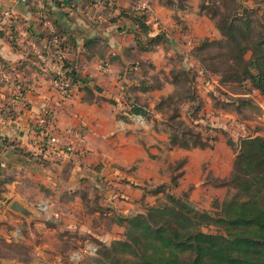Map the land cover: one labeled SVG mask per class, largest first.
Here are the masks:
<instances>
[{"label":"crops","instance_id":"1","mask_svg":"<svg viewBox=\"0 0 264 264\" xmlns=\"http://www.w3.org/2000/svg\"><path fill=\"white\" fill-rule=\"evenodd\" d=\"M145 1L150 9L149 37L163 36L148 51L141 50L147 38L134 22L119 16L120 11L129 9L130 0H116V8L105 10V21L99 24H92L87 13L68 14V0H45L47 19L69 41L65 62L75 70L77 81L67 95L53 87L47 71H40L36 56L29 50L22 53L12 49L0 36V60L14 69L16 82L24 88L15 117L0 119V138L38 154L40 139L29 126L37 115L47 112L57 138L73 151L59 164L29 161L13 150L0 153V264H78L71 253L66 258L64 251L84 252L87 238L107 245L120 239L123 227L117 219L143 214L163 200V194L154 191L168 185L169 179L151 186L147 180L135 183L120 178L121 170L136 164L148 180L156 178L157 159L150 156L157 152L151 154L150 147L157 151L167 143V135L130 113L133 104L153 112L156 101L151 102V97L156 99L174 90L169 82L165 92L162 86L147 85L141 68H168L167 74L172 62L177 61L179 68H192L202 75L193 48L203 39L221 37L214 22L200 13V0ZM10 7L14 8L17 25L29 28L40 49L46 29L32 6L0 0V11ZM204 80L203 88L209 93L217 82L213 77L209 82ZM11 90V84L0 85L2 102L10 100ZM74 129L83 134L80 142L70 136ZM145 131L157 137L155 143L161 145H146L141 136ZM166 152L168 156L162 161L165 168L185 159L177 192H189L188 200L198 209L202 206L197 198L205 189L204 176L226 178L234 160L230 148H222L218 142L212 150L173 148ZM204 197L206 206L201 209H208L211 193ZM13 202L26 214L12 211ZM73 238H78L80 246L71 242ZM19 250L29 252L30 258L24 259Z\"/></svg>","mask_w":264,"mask_h":264},{"label":"trees","instance_id":"2","mask_svg":"<svg viewBox=\"0 0 264 264\" xmlns=\"http://www.w3.org/2000/svg\"><path fill=\"white\" fill-rule=\"evenodd\" d=\"M130 1L129 9L120 11L119 16L134 22L147 38L141 50L148 51L152 45L162 40L163 36L157 34L155 37H149L151 29L147 25V20L150 9L146 1L140 0L144 5L143 9H139L134 0ZM115 2L116 0H105L111 10L116 8ZM202 3L203 0H200V13L214 22L221 37L219 40L203 39L193 48L192 55L202 75H205L208 82L209 78L219 75V80L216 81L219 88L226 83H248L249 89L259 94L264 105V27L255 32L251 21L246 17L253 13L248 9H244L241 14L221 16L216 22L215 17L212 18L213 16ZM55 28L59 34L65 36L58 27ZM46 38L48 39L49 35H46ZM10 46L22 53L29 50L25 46L15 44L14 41ZM207 46L219 49L218 53L209 59V61L218 58L220 60L213 69L205 67L204 61L196 55L197 51ZM246 53H249V58H245ZM44 55H46L45 51ZM28 57L32 56L28 55ZM64 67L70 85H75L77 81L75 70L70 68L65 60ZM39 69L47 71L50 78H54L52 72L43 64H39ZM183 70L185 74L189 71ZM168 82L176 86L173 79H169ZM190 89L192 91L190 93L195 96L194 87ZM22 93H24L23 87ZM189 97L185 100L184 106L196 104L192 106L191 114L188 113L186 123L193 124L199 132L185 131L181 135L167 132V149L212 150L217 139L209 133L222 130L201 123L200 121L207 120L211 116L209 113H202L203 100ZM130 113L149 120V112L142 105H131ZM10 115L12 118L15 117L13 114ZM200 132L206 136L202 137ZM230 141H228L230 144L227 142L228 146L231 149L235 146L237 152L229 175L224 179L218 178L221 182L216 187L210 185V210H198L188 200L186 192H177L185 164V159L182 158L178 160L179 174L171 176L168 185H160L154 191V193L161 192L163 200L157 201L143 214L117 219V223L123 227L122 239L113 240L108 245L98 243L94 262L98 264H264V138L255 136L238 139L237 142ZM12 143L13 151L22 154L29 161H43L39 154L26 152L15 142ZM210 227H215L217 231L214 233L205 231Z\"/></svg>","mask_w":264,"mask_h":264},{"label":"rangeland","instance_id":"3","mask_svg":"<svg viewBox=\"0 0 264 264\" xmlns=\"http://www.w3.org/2000/svg\"><path fill=\"white\" fill-rule=\"evenodd\" d=\"M202 4H205L204 6L206 10L211 13L213 16L212 18L215 17L214 20L216 22L220 20L221 16L226 17L228 15H232L233 13L241 14L244 9H248L252 10L253 13L248 14L246 17L251 21L255 32H258L262 27H264V0H203ZM178 44L181 45L180 42H178ZM182 44L185 45L184 43ZM218 51L219 49L213 46H207L202 48V50L197 51L196 55H198L200 59L204 61L205 67L208 69H213V66H217L220 60L218 58L214 59L213 61H209V59L212 56H215ZM245 58H249V53L245 54ZM165 71L154 70V68H151L150 70L148 65H143L141 68L142 80H144V82H146L147 85H150L151 87L162 86L161 90L162 92H165L168 89V87H166V82H168L169 79H173L176 85L175 87L173 86L174 91L169 95H163L161 97H157L156 99H152L151 97V102L152 100L156 101L155 106L157 105V108L154 106L153 112H149L148 114L149 120L144 121L147 122L156 132L160 133L161 135H166L167 132L178 135H181V133L185 131L199 132V129L193 124L191 125L190 123H186V117H188V113L191 114V108L196 104L191 103L189 104V107L188 105L184 106L185 100L190 96L198 97L200 100L204 101L209 99V101L204 104L202 113H209L211 117L207 120H204L202 123L205 125L208 124L214 128H221L223 132L212 131L209 133V135L214 136L217 139L216 143L218 142L219 146H222V148H227L229 150L230 147L228 146L227 142L230 140V142H237L238 139L255 136L264 138L263 99L257 92L249 89L248 83H226L222 84L221 88L213 84V88L210 89L211 91L208 93L203 88L205 81L204 79H206L205 75L197 74V72L192 68L189 69L187 74H185V71L178 67L177 61H173L172 66L168 70L167 74H165ZM253 73L255 72L253 71ZM213 79L218 81L219 75L213 76ZM192 86L194 87L195 96L193 93H190L192 92L190 89ZM155 115H157V117ZM177 116H179V118ZM138 120L140 122L143 121L141 118H138ZM211 122L213 125H211ZM201 135L202 137L206 136L202 133ZM141 136L145 144L149 145V147L157 141V137L152 138V135H149L146 131L142 132ZM159 144L161 145L160 142H158V145ZM158 145H156V147ZM163 147H157V151L155 148L150 147L151 154L157 152V154L155 153L156 155L150 156L151 159H157L156 167L158 170L156 173V178L152 177L148 180V177H146V175L140 171L138 164L127 167L126 171L121 170L120 178L135 183L139 182V180H147L145 182L150 183L152 186V184H156L159 180H170L171 176L173 177L179 174L178 160L174 161V164L172 163L165 168V165L162 162L163 158L165 159L168 156L165 142L163 143ZM231 152L235 156L237 148L235 146L233 149L230 148V153ZM220 156L222 157L223 154L220 153ZM216 163L218 166H222L220 161L216 160ZM145 169H148V166H145ZM220 182L221 181L218 178L212 177L209 174L204 176V188H206L203 189L200 197L197 198L198 204L202 205L201 207L206 206L204 196H208L210 194V185L216 187L220 184ZM188 193L186 192L185 194L188 196ZM201 207L197 209L200 211L210 210L209 206L208 209H201ZM205 231L214 233L217 231V229L215 227H210ZM120 239H122V236H120ZM78 241V238H73L71 240V242L75 244H78ZM80 241L83 242V240ZM87 242L88 243L86 247L88 248H85L84 252L79 253L78 251L74 250L71 252L69 250H65V257L67 258L68 254L71 253V255L75 257L74 259L78 264H98L94 262V259L96 258L95 254L98 243L102 242L94 238H87ZM78 246H80V244H78ZM81 246L83 245L81 244ZM18 253L22 254L24 259L30 258L29 252L19 250ZM64 264L69 263L65 262Z\"/></svg>","mask_w":264,"mask_h":264},{"label":"built area","instance_id":"4","mask_svg":"<svg viewBox=\"0 0 264 264\" xmlns=\"http://www.w3.org/2000/svg\"><path fill=\"white\" fill-rule=\"evenodd\" d=\"M19 3L32 6L39 21L46 29V35L43 37L42 47L39 49L34 44V34L27 26H18L14 8L10 7L0 11V33L10 44L25 46L29 51L37 57L38 66L43 64L48 68L54 78H51L53 87L61 94L67 95L71 89L69 79L66 76V68L64 67L65 54L68 51V42L64 36L59 34L50 21L47 19L45 0H17ZM139 9H143L144 5L140 0H134ZM109 9V5L105 0H68L66 12L87 13L88 20L92 24H99L105 21L104 11ZM15 33V35L13 34ZM44 51L46 55H44ZM48 56V57H47ZM44 71V70H43ZM14 69L8 68L0 60V85L11 84V98L7 103L0 100V119L11 120L10 114L16 115V105L23 97L22 86L16 82ZM264 122V119H263ZM30 131L36 135L40 141L38 142V154L42 160H46L53 164H59L72 154V148L69 145L59 141L53 129V121L47 112L37 115L29 126ZM70 136L76 141L82 140V132L74 129L70 132ZM14 145L7 139L0 138V153L13 150Z\"/></svg>","mask_w":264,"mask_h":264},{"label":"water","instance_id":"5","mask_svg":"<svg viewBox=\"0 0 264 264\" xmlns=\"http://www.w3.org/2000/svg\"><path fill=\"white\" fill-rule=\"evenodd\" d=\"M10 209L14 212L20 213L25 215L26 211L16 202H13L12 205L10 206Z\"/></svg>","mask_w":264,"mask_h":264}]
</instances>
